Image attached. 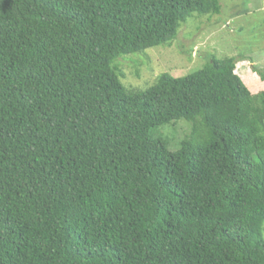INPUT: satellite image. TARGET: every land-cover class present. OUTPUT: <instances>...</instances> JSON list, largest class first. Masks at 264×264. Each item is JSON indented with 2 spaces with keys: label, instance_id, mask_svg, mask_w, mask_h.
<instances>
[{
  "label": "trees",
  "instance_id": "trees-1",
  "mask_svg": "<svg viewBox=\"0 0 264 264\" xmlns=\"http://www.w3.org/2000/svg\"><path fill=\"white\" fill-rule=\"evenodd\" d=\"M220 12L0 0V264H264V68L211 57L135 90L115 62Z\"/></svg>",
  "mask_w": 264,
  "mask_h": 264
},
{
  "label": "rangeland",
  "instance_id": "rangeland-1",
  "mask_svg": "<svg viewBox=\"0 0 264 264\" xmlns=\"http://www.w3.org/2000/svg\"><path fill=\"white\" fill-rule=\"evenodd\" d=\"M222 56L246 60L236 67L242 78L254 77L251 65L264 68V0H221L218 15L206 18L194 13L170 44L122 55L115 62L123 73L120 83L126 88L143 90L163 72L183 76L203 67L211 57ZM188 131L189 124L178 119L160 126L156 136L175 151Z\"/></svg>",
  "mask_w": 264,
  "mask_h": 264
}]
</instances>
